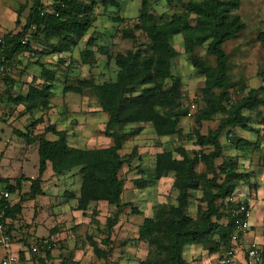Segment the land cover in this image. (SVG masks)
Returning <instances> with one entry per match:
<instances>
[{
    "label": "trees",
    "instance_id": "obj_1",
    "mask_svg": "<svg viewBox=\"0 0 264 264\" xmlns=\"http://www.w3.org/2000/svg\"><path fill=\"white\" fill-rule=\"evenodd\" d=\"M44 1H49L50 5L46 6ZM120 1L32 0L23 24L20 22L23 7L15 12L18 31H7L0 35L3 39V46H0V66L11 67L24 54H28V58L46 54L38 52L32 46L34 42L42 43V47L48 49L51 55L70 52L96 21L98 2L104 7L119 10ZM240 6L241 0H187L182 3L180 12L155 16L150 12L147 0H141L137 24L133 28L143 33L147 43L138 45L134 50L115 54L112 53V47L100 46L98 53L106 56L107 62L112 61L117 69L114 81L100 85L84 81L81 87L63 88L62 91L65 94L80 93L83 87L95 90L99 109L106 116L103 135L111 140V145L91 150L72 147L67 142L66 132L57 131L54 124L33 138L30 128L25 133L14 131L27 145L37 144V177L29 179L21 176L14 181V185L2 180L1 183L5 184L2 191L12 196L20 192L23 183H29V199L34 200L43 195V176L48 169L56 177L76 171L80 178L77 193L64 194L66 199L75 202V210L82 216L90 214L89 218L95 222L97 211L94 208L89 210L91 205L96 207L99 203H105L114 209L113 215L107 217L103 230L98 227L99 224L96 228L97 232L104 234L101 240L96 241L93 235L85 237L97 264H106L116 242L112 239L113 228L123 210L130 208V213L134 216L142 214L131 203L122 202L124 183L119 177L123 166L138 158L137 149L133 148L128 156H121L120 151L129 138L140 135L145 127H149L157 138L180 134L179 124L186 114L182 107L185 97L181 79L172 74V62L178 53L171 42L174 37L181 36L183 52L190 67L204 79L200 92L191 99L196 105L199 100L201 103V108L193 116L195 128L189 136V140H194L200 150L192 155L180 147L173 151L162 150L154 157L152 172L133 181V186L138 191L148 190L156 187L162 178L171 175L174 181L171 188L177 195L175 204H155L157 202L152 197V202H155L152 205L153 217L143 220L136 238L125 240L120 246L125 247L133 241L146 245L144 258L137 264H187L182 253L188 245L206 247L209 255L217 252L221 254L229 247L234 233L230 215L233 207L225 201L233 195L236 186L244 181L245 176L237 173L236 159L222 156L220 138L223 133L227 137L235 128L247 130L251 115L259 112V108L264 109L263 88L247 91L245 84L230 82L228 55L221 48L245 28L239 15ZM123 21L122 18H112V22L117 24ZM32 26L35 27L32 40L21 45V40ZM121 37L136 44L133 29L124 30ZM257 41L264 46V33L258 35ZM92 44L93 40L88 39L86 46ZM204 46L207 56L214 59L213 66L206 58L202 59L196 54L197 49ZM91 56L93 53L89 50L82 55L84 61ZM44 69H40L39 75L43 83L39 86L33 78L25 95L17 96L10 95L13 79L0 74V85L4 86L6 101L14 107L23 106L27 114L48 108L55 75L53 70L50 72ZM231 89L242 95L233 105L228 104ZM245 111L249 112L248 116L243 114ZM219 115L222 118L218 127L205 136L201 135L199 127L202 123L210 122ZM35 125L32 124L33 127ZM129 126H135L131 133L123 132L122 129ZM47 134H51L54 140L47 139ZM233 143L244 149L249 145L241 140ZM208 147L212 151L204 155L202 149ZM198 154L205 168L211 172V179L206 180L203 175L198 174ZM218 159H222V163L215 168L214 162ZM220 176L222 179L218 182ZM194 191H201L199 202L205 206V209L198 207L196 219L188 212ZM21 205L22 202L11 205L0 199V210L6 206L3 221L14 220L22 211ZM10 230L9 225V234ZM52 250L37 258L38 264L50 261ZM18 258L26 264L24 251L18 253ZM60 264L80 263L74 262L70 254L62 258Z\"/></svg>",
    "mask_w": 264,
    "mask_h": 264
},
{
    "label": "rangeland",
    "instance_id": "obj_2",
    "mask_svg": "<svg viewBox=\"0 0 264 264\" xmlns=\"http://www.w3.org/2000/svg\"><path fill=\"white\" fill-rule=\"evenodd\" d=\"M186 1L171 0L169 3L165 0H147L149 10L155 16L172 15L175 12H180L182 3ZM44 2L46 6L50 5L49 1ZM140 3L141 0H121L120 9L117 10L104 7L98 2L95 10L96 21L92 28H89L87 35L70 52L62 55H51L48 49L42 47V43L34 42L32 46L38 49V52H45L46 54L30 58H28V54H24L19 56L10 67L11 72L6 76L13 79L14 82L11 96L25 94L33 78L36 80V84L40 86L43 80L39 78V75L40 69L43 67L44 70L47 69L50 72L53 70L55 77L52 82L50 106L31 114H27L23 110V106L14 107L4 101L6 100L3 95L4 86L0 85V137L2 140V143H0V193L3 192L5 186L1 183L2 180H7L9 184L14 185V181L21 176L29 179L37 177V144L27 145L23 139L17 137L14 131L25 133L30 128L33 138L42 134L46 127L54 124L57 131L66 132L67 142L72 147L91 150L106 148L111 145V140L103 135L106 116L99 109L95 90L83 87L80 93L68 92L65 94L62 91L63 88L81 87L84 81L92 82L94 85L114 81L117 70L114 63L112 61L107 62L106 56L99 54L97 49L100 46L112 47L113 54L125 53L128 50H134L138 45L147 43L143 33L133 28L137 24ZM31 4L32 0H0V35L8 30L18 31L19 28L15 26V12L23 7L20 13V22L23 24ZM253 8H258L259 11L254 9L252 12ZM241 9H243V14L241 13L243 21L264 20V0H241ZM116 17L122 18L124 21L118 24L112 22V18ZM261 25H264V22ZM130 29H133L136 44L121 37L124 30ZM263 32L264 27L255 29L253 32L246 26L221 46L222 50L228 55V78L232 84L245 81L249 88L264 87V47L256 40L257 36ZM88 39L93 40V44L89 47L86 46ZM171 43L178 53L177 58L172 62V74L181 79L182 91L185 97L182 107L186 110V114L179 124L180 134L162 139L157 138L150 128L145 127L140 135L129 138L122 151H120L121 156H128L133 148L137 149L138 158L126 163L121 169L119 177L124 183L122 202L131 203L138 211L140 209L145 211V202L148 200L155 199L157 203L153 202L152 205L154 203L175 204L177 194L171 188L174 183L173 179L164 178L157 183L156 187L148 190L138 191L133 186L134 180L152 172L154 157L158 152L162 150L173 151L174 148L180 147L192 155L193 152L200 150L199 147H196L194 140H189V136L195 128L193 120L195 111L190 113L186 106L192 98L198 95L204 79L190 67L187 56L183 52L182 37H174ZM86 50L93 53V56L86 58V61H84L82 55ZM196 54L202 59L206 58L212 64L213 59L207 56L205 46L197 49ZM234 92L235 90L231 89L228 96L232 94L236 100L242 97L239 93L235 94ZM200 106L199 100L196 110L200 109ZM221 118L219 115L210 122L202 123L199 127L200 134L205 136L208 132L214 131L218 127ZM32 124L36 125L33 127ZM133 128L135 126L125 127L122 130L130 134ZM234 137L233 133L228 134L227 137L223 133L220 138L222 152L223 150L224 152L228 151L229 140ZM46 138L54 140L51 134H47ZM211 151L212 149L209 147L202 149L204 155H208ZM198 156V174L203 175L206 180L211 179V172L205 168L204 163ZM175 158H178V156L175 155ZM221 163L222 159L216 160L214 167L217 168ZM218 178V182H220L222 176ZM43 179L42 196L30 200L28 195L30 184L23 183L20 192L10 197L9 202L11 205L22 202L21 213L14 220L11 219L9 223L12 238L11 245L18 244L22 246L26 256V264H38L37 258L42 257L30 254L29 246L35 239L47 240L52 246V258L50 261H46V264H60L62 258H66L70 254L74 259L75 252L79 250L81 252L86 251L78 256L80 264H97L98 262L91 255L92 250L85 237L91 234L96 240H101L104 234L97 232L96 228L102 221L103 224L98 227L103 228L107 217L113 215L114 209L107 207L106 216H100L97 212L95 222L89 218L90 214H86L84 217L80 212H77L75 202L69 201L64 196L65 193L75 194L78 191L80 178L76 171L56 177L52 176L50 169H48ZM201 196V191H194L190 198L188 212L193 219H196L198 207L205 209V206L200 205L199 202ZM142 202H144L143 205H141ZM90 208L89 210L93 208L96 210L94 204ZM130 210V208H126L122 213L124 215L123 220L127 223H129L128 218L134 216L130 213ZM104 212H106V209L103 210ZM139 216L141 215H136L135 220H139ZM127 228L124 229L128 231ZM126 231L125 236L120 239L121 241L114 243L113 252L108 257L106 264H137L138 261L144 258V246L140 247L142 243L139 244L133 241L125 247L120 246L123 241L134 239L135 231L131 230L128 233ZM192 248L197 253L189 255ZM205 248L188 245L183 250L182 258L187 264H191V262L200 263L203 259H209L208 251ZM87 250L91 254H87ZM2 251L0 249V259L3 255ZM199 251L200 253L204 252L203 255H199ZM217 253L220 254V252ZM240 260L239 256L235 257L233 264H240ZM213 262L210 260L206 264H214Z\"/></svg>",
    "mask_w": 264,
    "mask_h": 264
},
{
    "label": "crops",
    "instance_id": "obj_3",
    "mask_svg": "<svg viewBox=\"0 0 264 264\" xmlns=\"http://www.w3.org/2000/svg\"><path fill=\"white\" fill-rule=\"evenodd\" d=\"M254 9L256 11H259L258 8H253L251 11L253 12ZM242 11H243V9H241V6H240L239 14H240L241 20L243 21V19L241 17V13L243 14ZM263 22H264V20H262V19H258V20H254V21H250V20L243 21V23L245 24L244 25L245 28H246V26H248L251 29V31H253V32L255 29H261L262 27H264V25H261ZM8 31H10V30H8ZM211 63L214 64V59H213V62H211ZM235 84H242V85L245 84L247 91L249 89H258V88H249L246 85L245 81L237 82ZM260 88L264 89V87H262V86ZM232 90L234 91V89H232ZM235 91H237V90H235ZM26 92H27V90H26ZM237 92L239 93V91H237ZM21 95H25V94H21ZM263 99H264V96H263ZM4 101H6V100H4ZM258 111L259 112H256L254 115L253 114L251 115V120H250V123L248 125L247 130H241L239 128H235V129L231 130L232 131L231 133H233L235 137L232 140L231 139L229 140L230 144L227 145V147H229L228 151L224 152V150H223V152H222L223 157L234 158L237 160V162H238L237 173L245 176L244 181L239 182L238 186H236L237 188L234 190L233 195L229 199H227L225 202L229 203L230 199H232L233 202L234 201L235 202H243V203L247 204V206L249 207V209L251 211V216L249 219V226H248L249 229L241 237V239L238 243V248H237V252H236V257L239 256L241 258L240 264H245V262H244L245 251H246V249L250 243H256L264 251V109L259 108ZM243 114L245 116H248L249 112L245 111ZM257 114H260V115L258 116ZM0 131H1V129H0ZM162 139H165V138H162ZM237 140H241V141L249 144L248 147L246 149H244V147L239 146L236 143H233V141L235 142ZM0 143H2L1 137H0ZM220 144H221V142H220ZM166 178L173 179L171 175H169ZM163 179L164 178H162L161 180H163ZM137 195H139V194H137ZM143 203L144 202H142L141 205H143ZM145 203H146L145 211H142L141 209L139 210V211H142L141 216H139V218H140L139 220H137V219L135 220V216H132V217L128 218L129 223H127L126 221L123 220L124 215H122V214L120 215L117 225L115 226V228H113L114 229L113 230L114 236L112 238L113 240H115L117 242L121 241L120 239H122L126 234L125 233L126 229H124L125 227H128L127 229L129 232L131 230L133 232L135 231L134 238H136L138 227H140L143 220L145 218H152L153 217V211H152L153 202L148 200ZM102 207H104V208H102ZM107 207L108 206L105 203H99L98 205H96V211L98 212V215H100V216L105 215L106 216L107 210H108V208H110V207H108V208ZM141 208H142V206H141ZM104 209H106V212L103 213ZM96 219H97V217H96ZM100 224L102 225L103 221L100 222ZM128 231H126V232L128 233ZM89 235H91V234H89ZM120 235H122V236H120ZM96 241H99V240H96ZM139 244H141V243H139ZM143 246H144V249L147 248L145 244H142L140 247H143ZM199 250L201 251V249H199ZM21 251H24V250H23L22 246L18 245V244L17 245L12 244L11 247L8 249V252H11V253H19ZM200 251H199V255H203L204 252L200 253ZM84 252H86V251L81 252L79 250V251L75 252V256H74L75 258L73 260L74 261H78V259L80 260V258H78V256L80 254H83ZM192 253L196 254L197 252L195 249L192 248V249H190L189 255H191ZM2 254L3 255L5 254L4 250L2 251ZM87 254H91V252L89 253V251L87 250ZM219 255H220L219 253L214 254L212 256L208 255L209 259H203V261L200 263H192L191 262V264H206V262L208 263V261H210V260L214 261L213 263L216 264L217 258L219 257ZM205 258H207V256H205Z\"/></svg>",
    "mask_w": 264,
    "mask_h": 264
},
{
    "label": "built area",
    "instance_id": "obj_4",
    "mask_svg": "<svg viewBox=\"0 0 264 264\" xmlns=\"http://www.w3.org/2000/svg\"><path fill=\"white\" fill-rule=\"evenodd\" d=\"M34 29V26L28 29L24 38L20 42L21 45H26L32 40ZM0 46H3V39L1 36ZM10 72L11 69L10 67H8V65L0 66L1 75L6 76ZM234 93L238 94L237 91H235ZM230 95L231 96H228V104L233 105L236 102V98L232 96V94ZM196 106L197 105L193 101H190L187 106L189 112L191 113L196 111ZM10 197L11 195L8 192L0 193V199H3L4 201L9 202ZM229 203H233V208L231 209L230 215L234 223V233L231 236L229 247L219 255L216 264H233L236 257L238 243L241 237L249 229V219L251 216L249 207H247L243 202H233L232 199L229 200ZM5 209L6 206L2 210H0V249H3L5 251V254L0 259V264H23L18 258V253L8 252V249L11 247L12 238L11 234H9L7 231L10 225V221L8 219H5L3 221V217L5 216ZM49 250H52V246L47 240L35 239L30 244V254L35 256L43 257L45 256V252ZM244 262L245 264H264V251L256 243H250L245 252Z\"/></svg>",
    "mask_w": 264,
    "mask_h": 264
}]
</instances>
